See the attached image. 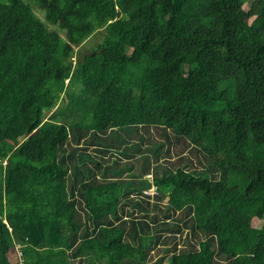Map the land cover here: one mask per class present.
I'll use <instances>...</instances> for the list:
<instances>
[{"label": "trees", "instance_id": "1", "mask_svg": "<svg viewBox=\"0 0 264 264\" xmlns=\"http://www.w3.org/2000/svg\"><path fill=\"white\" fill-rule=\"evenodd\" d=\"M139 127L157 164L100 177L89 146L125 163L117 133ZM17 245L25 264H264V0H0V264Z\"/></svg>", "mask_w": 264, "mask_h": 264}, {"label": "rangeland", "instance_id": "2", "mask_svg": "<svg viewBox=\"0 0 264 264\" xmlns=\"http://www.w3.org/2000/svg\"><path fill=\"white\" fill-rule=\"evenodd\" d=\"M248 4H249L248 2L245 3V8L248 7ZM34 10H35L36 14L39 17H41L43 20L45 19V16H44V13H43L44 11L42 12L40 9H36V8H34ZM45 23H46V25L50 29H57V27L51 25L49 22H46L45 21ZM101 39H102V33H101V31H98L95 34H93L80 48H77V51L78 52L79 51H82L83 52L84 50H87V49L88 50H93L94 49L93 46H96L101 41ZM79 95L80 94H78L77 96H79ZM71 111H73V112L76 111V106L74 104L73 105L71 104L68 108L65 107L60 112L61 113L64 112L63 115H66L67 116V114H69ZM80 111H81V113L84 116L83 123H88V122L85 121V118H88V119L91 120L90 115L87 116V117H85L82 109H80ZM48 114L49 113H47V115ZM67 119H68L69 122H73L74 121V118L73 117H68ZM140 131H141V129L139 127V128H133L131 131L128 132V134L122 135V133H117L118 136H120V138H122V139H124L126 137V135H128V138L130 139L129 142H134L135 143V146L134 145H127L126 144V149L125 150L127 151L128 155L134 156V157H131L130 160H127V162H125V163H119L118 164L115 161V150H114V153H112L114 155L112 157L111 152L105 153V155H104V154L99 153L97 151V149L92 148L91 147L92 145L89 146V148H88L89 151L88 152H90V154H93L95 156H98V157H96L95 160L100 161L103 164L102 165V169L99 170V172H97V174L100 177L107 178V176H108L110 179H113L112 176L109 174V171L111 173H114L115 170L116 171L118 170L119 173L121 172V176L123 178H125V179H128V180L129 179L131 180V179L137 178L138 175L142 174V170L141 169L143 167V163H144L146 157L151 154V148H152L153 141H152V143H150V142H143V140L138 137V134L140 133ZM107 136L108 137H111V138H115L117 135L114 132L113 135H111V136L110 135H107ZM136 137H138V139ZM128 147L130 149L127 150ZM161 150L164 153L165 146L164 147L161 146ZM164 154L167 156V153H164ZM164 154L161 155L162 156L161 158H164L165 157ZM119 155L121 156L122 154L119 153ZM173 156H175V155L173 154ZM150 158H151V160H150L151 164H157L156 161H155L156 160L155 159L156 158V154L150 155ZM88 164L90 166L93 165L92 168L95 167L94 166V162H89ZM107 168H109L110 170H108ZM106 170H108V173L106 172L104 174V172ZM152 172H153V169H150L149 171L144 172L145 173L144 176L146 177L147 174L149 175V173H152ZM132 208L133 207H131L130 209H132ZM262 224H263V219L256 218V217L253 219V225L254 226L260 227Z\"/></svg>", "mask_w": 264, "mask_h": 264}, {"label": "built area", "instance_id": "3", "mask_svg": "<svg viewBox=\"0 0 264 264\" xmlns=\"http://www.w3.org/2000/svg\"><path fill=\"white\" fill-rule=\"evenodd\" d=\"M146 178L149 179V181L151 182L150 187H148L147 189L143 190V193L145 195H148L150 197H154L155 194H157V186L155 184H153L152 180H153V174L149 173V175H146ZM18 247L16 248L17 252H18V260L16 264H25L24 262V257H23V252L21 250H19V245H17Z\"/></svg>", "mask_w": 264, "mask_h": 264}, {"label": "water", "instance_id": "4", "mask_svg": "<svg viewBox=\"0 0 264 264\" xmlns=\"http://www.w3.org/2000/svg\"><path fill=\"white\" fill-rule=\"evenodd\" d=\"M68 46H69V44H68ZM96 53V51L95 50H84L83 52H80L78 55H77V62L78 63H83V62H85V60H86V57H88V56H92V55H94ZM31 127H32V124H29L28 126H27V129H26V131H25V136L26 137H29V136H31V134H33L36 130H33V131H31Z\"/></svg>", "mask_w": 264, "mask_h": 264}, {"label": "crops", "instance_id": "5", "mask_svg": "<svg viewBox=\"0 0 264 264\" xmlns=\"http://www.w3.org/2000/svg\"><path fill=\"white\" fill-rule=\"evenodd\" d=\"M107 172V170L104 172V174ZM108 173V172H107ZM109 174L112 176V173L109 171Z\"/></svg>", "mask_w": 264, "mask_h": 264}, {"label": "clouds", "instance_id": "6", "mask_svg": "<svg viewBox=\"0 0 264 264\" xmlns=\"http://www.w3.org/2000/svg\"><path fill=\"white\" fill-rule=\"evenodd\" d=\"M257 218V217H256Z\"/></svg>", "mask_w": 264, "mask_h": 264}]
</instances>
